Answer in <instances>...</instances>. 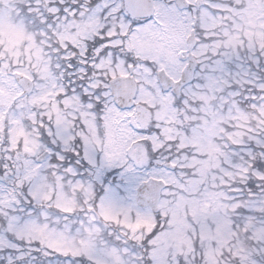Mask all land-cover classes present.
Masks as SVG:
<instances>
[{"label": "snow or ice", "instance_id": "6c2138e0", "mask_svg": "<svg viewBox=\"0 0 264 264\" xmlns=\"http://www.w3.org/2000/svg\"><path fill=\"white\" fill-rule=\"evenodd\" d=\"M0 264H264V0H0Z\"/></svg>", "mask_w": 264, "mask_h": 264}]
</instances>
